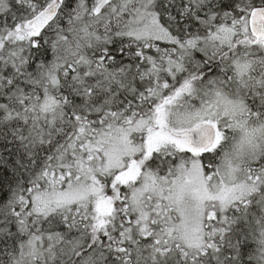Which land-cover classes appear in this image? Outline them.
Segmentation results:
<instances>
[{
	"label": "snow or ice",
	"instance_id": "1",
	"mask_svg": "<svg viewBox=\"0 0 264 264\" xmlns=\"http://www.w3.org/2000/svg\"><path fill=\"white\" fill-rule=\"evenodd\" d=\"M0 264H264V0H0Z\"/></svg>",
	"mask_w": 264,
	"mask_h": 264
}]
</instances>
